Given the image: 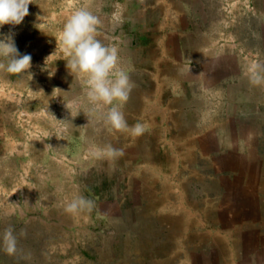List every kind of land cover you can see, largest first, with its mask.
<instances>
[{
    "label": "rangeland",
    "instance_id": "obj_1",
    "mask_svg": "<svg viewBox=\"0 0 264 264\" xmlns=\"http://www.w3.org/2000/svg\"><path fill=\"white\" fill-rule=\"evenodd\" d=\"M30 2L20 25L0 28L32 56V76L0 70V236L12 227L18 240L15 255L0 247V264H223L234 257L231 216L202 214L201 207L207 199L225 207V198L232 209L243 205L226 188L232 165L225 163L238 159L250 181L264 161L259 137L251 145L248 136L246 150L235 151L230 135L242 126L264 139V0ZM80 7L100 18L98 38L117 49L118 67L129 74L133 87L121 110L129 126L144 125L141 135L108 125V106L90 103L83 77L66 66L54 37ZM191 40L215 50L192 57L183 50ZM165 60L196 67L216 88L193 85L204 96L179 101L186 87L173 80V94L163 98ZM200 62L216 71L207 77ZM245 80L252 81L249 90ZM218 107L234 119H218L219 112L203 119ZM212 127L221 134L198 142V132ZM107 145L123 155L108 156L101 151ZM78 196L93 207L66 212ZM250 246L236 249L244 264Z\"/></svg>",
    "mask_w": 264,
    "mask_h": 264
},
{
    "label": "clouds",
    "instance_id": "obj_2",
    "mask_svg": "<svg viewBox=\"0 0 264 264\" xmlns=\"http://www.w3.org/2000/svg\"><path fill=\"white\" fill-rule=\"evenodd\" d=\"M30 0H0V28L4 25H20L29 14ZM100 18L87 7L74 10L63 23L57 46L66 58L68 70L83 77L87 99L93 105L108 106L105 122L113 129L124 130L132 135H141L144 125L129 126L121 106L129 98L133 84L129 74L118 67V52L115 47L105 44L98 38ZM48 58V57H47ZM46 58V59H47ZM30 53H21L15 42V34L0 32V70L7 74L31 75ZM258 82V77L255 78ZM53 118L55 116L50 113ZM108 156L123 155L122 149L107 145L101 150ZM93 201L78 196L66 204L65 211L77 213L93 207ZM0 247L9 255L18 251V240L14 228L8 227L0 236Z\"/></svg>",
    "mask_w": 264,
    "mask_h": 264
},
{
    "label": "crops",
    "instance_id": "obj_3",
    "mask_svg": "<svg viewBox=\"0 0 264 264\" xmlns=\"http://www.w3.org/2000/svg\"><path fill=\"white\" fill-rule=\"evenodd\" d=\"M198 43H200V42H198ZM200 64H201L200 65L201 71L204 73L206 72L207 77H209L211 70L214 69L216 71L215 66L210 68V66H208V64L204 65L202 62H200ZM223 68H225V67H223ZM236 70H237L238 76H240L241 70L238 69V67L236 68ZM198 71H199V69H197L196 67L181 66V65L180 66L169 65V63H167V61H166V63L163 62V78H165L167 80V86H166L167 89L163 91V98H164V96L169 97L170 95L173 94L172 90L169 89L171 86H173L172 83H169V82L173 81V80H175L178 83V85H177L178 89H179L180 84L182 85V88L185 89V87H186V89L182 93L181 97H178L179 101H181L185 97H187V98L190 97L192 99H195V98H197V94L201 95V93L204 96V94H205L204 91L200 90L198 92H194L192 90V87H191L193 85L198 87V89H205V88L215 89L217 86L216 80L215 79L214 80L201 79V78H199V75L197 73ZM226 71L228 72L227 75L230 77L232 72H233L232 68H226ZM207 72H208V74H207ZM195 73H196V75H195ZM241 83L245 84L243 86H245L246 90H249L251 88V83H252L251 80H245L244 82H241ZM200 85H202V86H200ZM258 86H262V84L260 83V85H258ZM207 94H209L208 91H207ZM258 94H259V92H258ZM211 109L212 108H210V110ZM200 111H202V110H197L195 115H198L199 118L202 119V116H200V115L203 112H200ZM225 111H227V109ZM212 112H213V115H212ZM218 112L220 114L217 116L218 119L222 118V117H225L228 120L234 119V118H232V116L229 113L226 114L227 112L226 113L222 112L221 107L215 108L214 111L208 112L210 114V116H209V114L207 116L203 115V119H206V120L213 119V118L215 119L216 114H218ZM223 113H224V115H223ZM238 117L240 119L243 118L242 115L241 116L236 115L235 119H238ZM256 120H257V118H256ZM238 130H239L238 132H235L234 134H230L231 136L232 135L236 136L235 141H234L235 143L232 145V146H234L235 151L246 150L247 147L244 148L243 146H248V145H247V143H243V142H247L248 136L250 137L251 141H249V142H251V145H254L253 143L257 142L258 137H259V139H261V141H264V139L262 138L263 134H258V132H255L251 129L246 130L242 126H240ZM213 132H216V133H213ZM221 132L223 134H227L224 131H221ZM219 133H220L219 129L214 128V127H212V129L209 128L207 132L206 131H204V132L199 131L198 132L199 139H197V141L198 142L203 141V139L200 138L201 136H205V135L213 136V135H219ZM254 135L257 137L255 138ZM237 136H239V138H237ZM207 150H210V149H207ZM212 150H217V149H212ZM251 150H253V149H251ZM237 160L238 159L234 160L235 163L236 162L239 163V161H237ZM237 163L235 165H234V162L231 163L230 161L228 164H227V162L225 163V167H229L232 165L231 167H229L230 177H232V178H230V182H228L229 187H226V188L231 191V195H233L234 198L236 197L238 199V201L241 200L244 204L243 205L239 204L237 209H232L231 202L228 201L227 198H225L224 199V204L226 205L225 207H223V206H222V208L218 207V206L215 207V205H211V207H210V205H208V203H210V204H212V203L210 200L207 199V201H204L205 204L202 205L203 207H201V208H203V210L201 209L202 214H206V215H208V214L214 215L215 213L221 214V211L224 210V212H223L224 214L222 213L223 215L227 214L228 216H231V220H232V224H233V226L231 227V230H230L231 242H232V246H233L232 255L233 254L234 255L236 254V255L234 257H230V260H227V259H229L228 257H224L223 258L224 259L223 264H237V260L235 261L236 258L240 260L241 264H244V261L241 259V253H240V257L237 256V253L239 254V252H236V249H238L239 247H245V243L251 244L252 247L250 246V248H251L250 250H251V253L253 254L252 256H249V257L245 256V258L247 259L245 264H264V223L261 221L263 219L262 216L264 215L263 214L264 213V199H263V196H264V161L262 164H258L259 166H258L257 174H255V173L251 174L253 176H251L249 174L250 175L249 177L251 179L250 181H247V179L245 177V176H247L246 174L248 172L247 169L246 170L244 169V168H246V166H243L242 164H237ZM234 168H237V169L233 170ZM231 170H233L234 172H231ZM243 170H245V171H243ZM201 180L203 181L204 178L203 179L201 178ZM250 184L255 185V186L253 187V189L251 191H248L247 187H249L248 185H250ZM248 192H249V194H248ZM226 209H228L230 211L227 213ZM165 214H167L165 216L170 217V215L168 216V213H165ZM242 217H248V218L243 219ZM253 218H255V219H253ZM170 219L172 220L171 217H170ZM244 220H246V221H244ZM247 220L250 222L249 226L251 228H248V225H246ZM261 222L263 223V226L260 225ZM252 227L254 229H252ZM249 238L252 239L254 242L249 243L248 242ZM239 250L241 252L242 248Z\"/></svg>",
    "mask_w": 264,
    "mask_h": 264
},
{
    "label": "bare ground",
    "instance_id": "obj_4",
    "mask_svg": "<svg viewBox=\"0 0 264 264\" xmlns=\"http://www.w3.org/2000/svg\"><path fill=\"white\" fill-rule=\"evenodd\" d=\"M187 41H188V39L186 38V39H184L182 42H185L186 43V45H187ZM186 45H185V49L183 48V50L186 52V51H189L190 53L189 54H192L191 56L193 57H195V56H197V57H199V55H203V56H207L206 54H208L209 52H210V50L212 51V50H215V48L214 49H212L211 47H212V43L211 42H209V43H206L205 42V44L203 45V44H201V43H198V41L196 40V41H192L191 40V42H190V44H189V46H187V48H186ZM205 52H208V53H205ZM234 71H236V70H234ZM195 75H196V73H195ZM246 76V75H245ZM246 78V77H245ZM257 81V80H256ZM250 83V82H249ZM254 84V83H253ZM249 87V86H248ZM253 87V86H252ZM235 95V94H234ZM250 95V94H249ZM234 102V101H233ZM250 103V102H249ZM242 104V103H241ZM247 105V104H246ZM236 106V105H235ZM246 108V107H245ZM237 109V108H236ZM239 118V117H238ZM164 154V153H163ZM251 173H250V175L251 174H253V171H250ZM251 176H253V175H251Z\"/></svg>",
    "mask_w": 264,
    "mask_h": 264
}]
</instances>
